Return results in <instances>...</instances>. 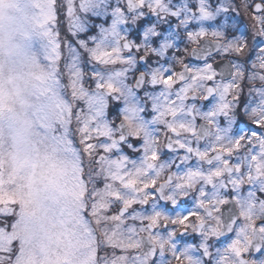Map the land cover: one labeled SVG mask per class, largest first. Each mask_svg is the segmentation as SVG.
Here are the masks:
<instances>
[{
  "label": "snow or ice",
  "instance_id": "6c2138e0",
  "mask_svg": "<svg viewBox=\"0 0 264 264\" xmlns=\"http://www.w3.org/2000/svg\"><path fill=\"white\" fill-rule=\"evenodd\" d=\"M74 16L64 3L57 24L64 21L71 39L61 42V59L65 46L69 64L87 52L91 68L112 53L93 58L89 48L106 47L111 35L113 51L122 48L124 61L134 63L132 107L120 89L90 73L111 98L96 103L116 132L81 141L86 155L98 153L97 162L107 153L123 165L112 216L125 222L130 238L145 233L130 239L129 247L142 249L133 264H162L166 254L181 264H220L222 250L238 251L233 209L264 181V0H116L113 12L93 17L86 30L70 23ZM129 116L139 121L134 128L124 123ZM245 160L255 162V175ZM239 173H247L248 192ZM258 195L264 197V183ZM14 215L0 211V230L11 231ZM257 227L264 235V221ZM14 243L0 241V264L14 259ZM127 250L120 248L112 264H127ZM257 254L264 256V246Z\"/></svg>",
  "mask_w": 264,
  "mask_h": 264
},
{
  "label": "rangeland",
  "instance_id": "374dc122",
  "mask_svg": "<svg viewBox=\"0 0 264 264\" xmlns=\"http://www.w3.org/2000/svg\"><path fill=\"white\" fill-rule=\"evenodd\" d=\"M64 3L75 12L70 23L86 30L93 17L111 14L116 0H0V211L15 213L11 231L0 230L6 247L15 241L14 259L6 264H112L120 248L135 249L129 247L130 239L140 240L141 232L130 238L125 222L112 216L113 197L120 193L115 181L123 168L119 158L105 153L97 162L98 153L86 155L81 142L86 135L112 137L116 132L106 107L96 103L98 96L106 104L111 98L88 79L90 73L120 89L121 101L132 107L128 89L134 88V63L124 61L122 48L113 51L118 45L111 35L106 47L89 48L93 58L112 53L91 68L87 52L77 64H69L65 46L61 59V42L71 39L64 21L57 24ZM126 122L133 128L139 123L131 116ZM243 164L255 175V162ZM238 176L248 192L247 173ZM261 183L251 189L254 198L238 202L244 224L233 242H239L240 250L249 244L257 212L264 214ZM163 235L160 239H167ZM228 249L232 257L237 252ZM225 254L220 264H237L224 259ZM136 256L126 255L127 264Z\"/></svg>",
  "mask_w": 264,
  "mask_h": 264
},
{
  "label": "flooded vegetation",
  "instance_id": "af4514ba",
  "mask_svg": "<svg viewBox=\"0 0 264 264\" xmlns=\"http://www.w3.org/2000/svg\"><path fill=\"white\" fill-rule=\"evenodd\" d=\"M133 87H135V84H133ZM124 123L127 125L126 121H124ZM163 146H164V140H163L162 147ZM233 213H235V215L237 217V221H238V223L235 227V233L236 234L233 237V239H234L238 235L240 228H241V225L244 224V217H243V215H241L242 211H241V207H240L239 203L236 204L235 208L233 209ZM257 213H258L256 215L257 218L254 221L255 227L253 229L252 236H250V238H249V244L247 245V247L244 249H241V250L238 249V251L234 254L233 257H232V254L229 252L228 248H226L225 250H222L221 255L223 252L226 253L225 254L226 259H228V260L232 259L233 261L235 260L234 262H236L237 264H264V256H258V254H257V250L260 247L264 246V235H262L259 232V229L257 227L261 221H264V214H263V216H261L260 212H257ZM229 215H231V213ZM211 222H212V220H210V223ZM142 235L145 236V233L141 232L138 235V237L141 239ZM163 237L167 238L166 235H163ZM141 251H142V249H137V248L131 249V250L129 249V250H127V252L125 254L127 255V257H129V256L131 257V256H133V254L139 255ZM170 251H173V250L166 246L165 252L168 253ZM185 260H186V258H185ZM162 264H181V262L176 261L171 255L166 254L162 258Z\"/></svg>",
  "mask_w": 264,
  "mask_h": 264
}]
</instances>
